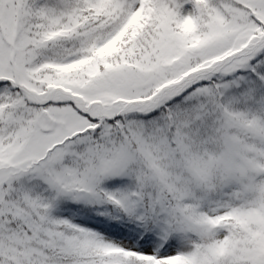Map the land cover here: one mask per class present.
I'll return each instance as SVG.
<instances>
[{
    "label": "snow or ice",
    "instance_id": "1",
    "mask_svg": "<svg viewBox=\"0 0 264 264\" xmlns=\"http://www.w3.org/2000/svg\"><path fill=\"white\" fill-rule=\"evenodd\" d=\"M0 264H264V0H0Z\"/></svg>",
    "mask_w": 264,
    "mask_h": 264
}]
</instances>
